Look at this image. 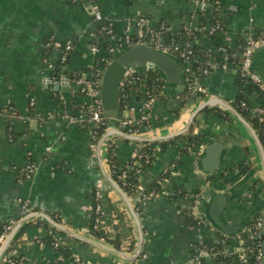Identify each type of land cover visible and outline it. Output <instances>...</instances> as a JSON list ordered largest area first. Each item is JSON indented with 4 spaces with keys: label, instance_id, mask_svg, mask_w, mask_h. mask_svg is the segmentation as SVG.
<instances>
[{
    "label": "crops",
    "instance_id": "crops-1",
    "mask_svg": "<svg viewBox=\"0 0 264 264\" xmlns=\"http://www.w3.org/2000/svg\"><path fill=\"white\" fill-rule=\"evenodd\" d=\"M194 1L96 0L91 6L87 2L72 3L70 0H0V106L6 108L8 116L0 125V224L22 216L19 199L28 200L31 209L36 210L32 213L42 212L52 219L57 216L60 224L72 231L116 249L86 232L91 220L93 191L99 188L107 239L117 241L120 246L117 250L126 255L134 252L137 242L135 224L123 201L101 177L95 156L98 141L90 124L78 125L65 117L84 113L82 108L90 105L91 96L82 92L84 89L80 86L89 87L92 75L101 69L99 56L90 51L92 46L103 42L99 32L101 24H94L97 21L91 15L93 6L101 11L105 21L113 24L117 36L122 35L127 22L143 17L151 28L164 25L168 34L164 32L165 36L179 42L185 40L180 36L182 32L199 33L192 45L201 52L213 54L225 47L230 52L229 59L220 65L224 68L219 66L198 81L205 89V95L192 96L185 101V90L176 93L164 83L162 95L152 107L147 127L138 135H165L179 130L195 107L211 97L231 105L239 91L235 85L236 66L242 44L258 30L263 31L260 36L264 39V0H217L222 31L217 32L213 39L208 38L211 25L207 17L205 25L202 24L205 15L197 12ZM142 28L144 26H134L133 34L142 36ZM51 38L56 43L48 57L52 63L59 59L62 44L72 42V50L62 72L65 78H70V83L55 92L46 85L51 74L42 63L43 45ZM252 67L264 82V43L254 50ZM30 98L34 100L31 110L28 108ZM247 98L251 108L259 105L256 92L248 93ZM133 103L135 108L140 104L138 95ZM215 108L220 109H206ZM127 113H123V117L135 120L139 117L137 111ZM7 123L12 125L16 135L13 142H9L2 133V126ZM192 126L194 132L202 135V143L189 148L187 153H181L182 141L168 145L162 152L154 151L143 185L147 188L174 164L171 169L173 177L166 190L178 185L188 194L201 193L197 212L206 225L197 226L188 219L191 211L188 199H148L141 204L138 213L135 196L126 195L141 222L144 238L141 254L145 258L124 261L115 254L58 232L60 235L55 238L69 247L78 262L191 264L199 252H194V245L201 239L214 240L220 234L207 219L208 205L214 193H229L230 201L223 219L225 223L240 228V233L231 240L232 245L251 222L264 213L262 164L246 130L230 115L223 118L204 110L196 116ZM212 140L225 146L221 168L214 176L197 170L202 147ZM140 147L141 144L118 136L109 138L101 146L100 159L111 178L110 156L123 166ZM28 161L33 165L34 173L31 178L22 180L18 170ZM239 166L249 169L242 173ZM32 220L7 257L10 260L21 259L22 264H51L57 260L58 254L37 241L52 235V232ZM262 234L264 238V230ZM262 246L264 248V243ZM203 264L217 263L204 258ZM260 264H264V259Z\"/></svg>",
    "mask_w": 264,
    "mask_h": 264
},
{
    "label": "built area",
    "instance_id": "built-area-1",
    "mask_svg": "<svg viewBox=\"0 0 264 264\" xmlns=\"http://www.w3.org/2000/svg\"><path fill=\"white\" fill-rule=\"evenodd\" d=\"M72 3H83L87 2L91 6L95 3L96 0H70ZM194 6L197 10V12L200 15H205L207 11L212 12V18H217L218 20L215 21V25L211 26V33L216 31H222V24L220 23L219 18V8L217 4V0H195ZM91 15L93 19L97 22H99L100 28L99 32L100 35L104 38V41L109 42L107 48L105 49V56H100V48L98 45L92 46L90 48V51L99 56L100 63L102 62H109L107 59L109 57L115 56L120 50L136 43H142L147 46H149L152 49L159 50L163 53H168L173 56H175L179 62L182 64L183 67V75L185 78V92L187 96H200L205 95L206 91L203 87L199 85V82L195 79V71L192 72V65L196 64L198 61L193 60L190 49L192 47V43L187 40V38L184 41H178L174 38H167L164 34L165 26L160 25L156 28H151L149 26L148 20L140 17L137 20H134L132 22H127L124 26L123 33L121 36H117V34L114 31L113 24L111 22H107L103 19V15L99 9L96 7H92L91 9ZM141 27L142 28V36L137 37L133 34V27ZM264 43L263 37H258L257 39L247 38L242 46L240 51V59L238 61V67L236 69L237 76L240 79L245 80L248 84L253 85L257 88V90L262 95L264 102V82L261 79V77L253 70L252 67V57L254 50L259 47L261 44ZM56 48L55 41L51 38L48 39L44 45H43V58L42 63L44 64L45 68L49 71L50 74L53 73L55 69V64L52 63L49 60V54L50 52ZM72 50V42L66 41L62 44L60 49V62H64L67 60V53L71 52ZM219 51L224 52L225 48H220ZM202 63H198V66H196V73L200 75L201 77L208 76L211 71L215 68H217V65L213 61L209 60H202ZM220 67H225L224 65ZM102 69V67H101ZM101 69L95 72L92 75L93 81L90 83V86L87 89L82 90V92L89 93L91 96V102L90 105L87 107L86 111L84 113L78 114L77 116H66L70 122L76 123L78 125L83 124L84 122L90 124L91 131L93 135L96 134V129L98 128H104V131L111 127L112 125L107 122L106 117H104L102 110H101V104L99 97L97 96V83L98 78L100 76ZM150 71V70H149ZM147 70L144 68H138V67H131L126 70V72L123 75V78L119 84L118 89V103L120 108L123 110V113L126 112H132L137 111L139 113L138 119H132V118H126L124 120L123 117L122 120L119 122L118 125L114 126L115 128L123 131V128L129 127V125L136 124L137 122H143L145 123L147 127V121L151 118L152 115V107L156 100L159 98V96L162 95V89L163 86H157L156 88L148 87L145 84V77H146ZM59 79H64L65 75L63 73H60L57 76ZM56 77H51V80H55ZM159 81H162L160 78H156V82L159 83ZM139 94L140 98V104L137 108L134 107L133 100L137 95ZM244 107L245 104L241 103ZM34 100L33 98H30L28 103V108H33ZM250 107V106H249ZM251 108V107H250ZM253 114L257 117L259 122H264V103L263 105H258L255 108H252ZM48 116H51L48 114ZM128 134H138V133H131L129 130ZM193 148V147H192ZM190 148V149H192ZM195 148V147H194ZM189 149V150H190ZM146 149L144 147H140L139 149L135 150L133 153L132 158L136 157L137 159L143 158L146 156ZM149 155V154H148ZM150 156V155H149ZM131 158V159H132ZM133 162L132 164L129 163V166L127 167V170L133 169V166L137 163ZM174 168V164L170 166V169L166 172L169 173L170 177H173V174L171 172V169ZM21 173L23 175V179H29L31 178L32 174L34 173L33 165L29 162H27L23 168L20 169ZM127 170H123L119 175L118 179L121 181V186L118 185L121 190L124 187L130 186L128 182V172ZM147 173V169H143L140 172L139 176V186L136 188V191L132 194L135 196L137 207L135 208L136 211L140 210L141 204L145 202L148 199H158L160 197L168 198V199H174V190L167 191V184L170 183L171 178L168 179H162L159 182L160 190L158 193L156 192H150L149 195L143 194V177ZM131 195V196H132ZM183 199H188L191 202V211L189 212V218H191L192 221L195 222V225L201 226L206 225V222L203 218H201L197 212L198 205L201 201V193H191L186 194L184 197H181ZM93 202L94 204L90 207V212L92 217V230H103L104 233L107 235V233L104 230V214L102 211L101 206V191L99 188H95L93 193ZM19 203L21 205L22 210V216H25L27 214L32 213L31 210H29L31 207L28 200H21L19 199ZM16 221H9L7 224L3 226V232L0 234V244L3 241L6 234L9 232V230L12 228V226L15 224ZM264 230V213L254 220L253 225V233L252 236L258 237L262 234ZM108 237V236H107ZM102 241V240H101ZM40 245H45V243L39 239L37 241ZM236 249L234 250V253L237 255L239 261L242 264H246V256H245V250L242 247L243 240L236 239L235 242ZM51 246L54 250L58 249L59 247L66 246L60 239H56L51 243ZM204 253V252H203ZM206 256H195L192 258L191 264H203L204 258H208L207 253H205ZM60 256L58 255L57 260H55L51 264H57V261L59 260ZM145 258V256L142 257V259ZM264 259V251L259 250L258 254L256 255V262H259L260 260ZM4 260V258H3ZM5 261V260H4ZM23 260L19 259L16 260V263L14 261L8 260L5 261L8 264H22ZM2 262V261H1ZM76 264H82L81 262H77ZM125 264H135V263H125ZM173 264V263H170Z\"/></svg>",
    "mask_w": 264,
    "mask_h": 264
},
{
    "label": "water",
    "instance_id": "water-1",
    "mask_svg": "<svg viewBox=\"0 0 264 264\" xmlns=\"http://www.w3.org/2000/svg\"><path fill=\"white\" fill-rule=\"evenodd\" d=\"M94 24H99L95 22ZM131 67L144 68L154 70L157 72L158 77L176 93H183L185 90V78L183 75V67L179 60L168 53H163L159 50L150 48L149 46L136 43L132 44L122 50H120L113 59L106 63L101 69L100 76L97 83V96L99 97L101 110L106 117L108 123L112 126L107 128L104 133L98 139L95 148V156L97 158L98 167L100 174L104 182L119 196L123 201L126 208L128 209L137 231V242L134 252L131 255H126L123 252L111 248L101 242L94 239L82 236L63 224H60L53 220L49 215L38 212L30 213L15 222L12 228L4 237L0 244V262L6 252L8 251L11 243L16 238L22 227L32 219H42L50 225L51 228L55 229L60 234H64L74 240L87 244L88 246L101 249L118 256V258L124 261H136L139 259L142 253L143 245V230L141 222L136 214L131 202L127 198L126 194L121 190L118 184L110 177L108 172L102 165L100 159L101 146L111 137L118 136L124 140L137 142L139 144H150L158 143L180 137L187 133L196 118V116L202 113L203 110L209 107H219L228 113L246 132L249 134L254 146L259 154L262 164V175L264 178V151L261 142L256 135L254 129L249 125L241 115L232 107L229 103L219 100L215 97H211L201 104H199L189 115L187 122L177 131L165 135H138L128 134L113 126L119 124L123 118V110L120 108L118 103V89L119 84L123 78L124 73ZM70 83V78L55 80L49 79L47 84L51 90L60 91L62 86H67ZM68 90V89H66ZM139 96V94H138ZM225 153V146L216 140H212L206 143L198 156L197 170L208 175L216 174L221 168L223 155ZM229 193L218 192L214 193L208 205L207 219L209 223L223 236L233 238L240 233L238 226H232L224 222L223 214L226 210L227 204L229 203ZM196 255L205 257L206 254L203 252H196Z\"/></svg>",
    "mask_w": 264,
    "mask_h": 264
},
{
    "label": "trees",
    "instance_id": "trees-1",
    "mask_svg": "<svg viewBox=\"0 0 264 264\" xmlns=\"http://www.w3.org/2000/svg\"><path fill=\"white\" fill-rule=\"evenodd\" d=\"M212 14H213L212 12H209V11L206 12L205 16L202 18V24L203 25H205V21H206L205 18L206 17H207V21L209 22V24L212 27L215 25V21L218 19L217 18L213 19ZM219 17H220V15H219ZM164 32L168 36V34L166 33V28H165ZM185 34L182 32V35H180V36L182 37V39L187 38V40L191 43L195 39H197L199 36V33H196L193 31H187V33H185ZM216 34H217V32L214 31L209 35L208 38L213 39ZM262 34H263V31L258 30L257 32H255V34L252 36V38L257 39ZM102 39H103V42H101V45H99V48L101 51L100 55L105 56V49L107 48L109 42L104 41L103 37H102ZM69 53L70 52L67 53V57H68ZM190 53H191L193 60L198 61L196 64L192 65V72L195 71V79L197 81H200L202 77L196 73L195 68H196V66H198V63L203 62L202 60L213 61L217 65V67H219L226 60H228L230 57V52L227 50L226 47H225L224 52L218 51L217 53L207 54L205 52L199 51L196 45H192V47L190 49ZM114 57L115 56L109 57L107 60L110 61ZM66 61L60 62V57H59V59L57 60V62L55 64L56 65L55 69H54L53 73L51 74V77L52 76L57 77L60 73L63 72L64 65H65ZM106 63L107 62H102L101 67L103 68L106 65ZM237 67H238V64L236 66V69H237ZM156 78H159L156 71H154V70L147 71L146 77H145L146 86H148L150 88L151 87L156 88L159 85L164 86V82L159 81V83H158V82H156ZM92 81H93V79H92ZM247 84L248 83L245 80L240 79L237 76V80L235 82V85L239 88V91H238V94H237L235 101L231 105L236 109V111L241 115V117L249 125H251V127L254 129L256 135L258 136V138L260 139V141L264 147L263 122H259L257 117L253 114L252 108H250L248 105L247 94L250 92H256L258 99L260 100L259 101L260 105H263V103H264L262 101L263 97L260 94V92L257 90L256 87H254L251 84H248V85ZM80 87H81V89H87L88 88L85 85H81ZM159 97H161V96H159ZM189 98H190V96H187L186 92H185L183 94V100L187 101ZM241 103H244L245 106L243 107ZM86 109H87V106L83 107L82 111L85 112ZM204 111H212V112L217 113L218 115H220L223 118H229V115L224 110H221V109H217V108L205 109ZM7 119H8V116L6 114V108H4L3 106H0V125L3 124V121H6ZM123 119L126 120V118H123ZM144 127H146L145 123L137 122L136 124H133L131 126L129 125V127H127V128H123V132L128 133L130 130L131 133H140L143 131ZM95 131H96L95 140L98 141L100 136L104 133V128H98ZM2 133L6 136V138L9 142H13L16 140V135L13 132V128H12L11 124H9V123L4 124L2 126ZM202 139H203L202 135L197 133V132H194L193 126H192L191 129L187 133L181 135L180 137H177L176 139L158 142V143L141 144V146L146 149L147 155L144 156L143 158H140V159H137L136 157H134L128 162V164H124L123 166H120V164L118 162H116V160H114V158L112 156H110V158H109V161H110L109 169L111 170L112 179L118 185L121 186V181L118 179V175L123 170H127L129 163L132 164L133 162H136V159H137V163L135 166H133V169H131L130 171L127 170V171H129L128 172V182H129L130 186L122 188L123 189L122 191L127 196H131L136 191V188L139 186L140 172L144 168L146 169L152 165L155 152H158V151L162 152L167 148L168 145H176L178 142L182 141L184 143V147H183V150L181 151V153H187L189 148H192V147L194 148L197 145L201 144ZM28 162L30 163V161H28ZM248 169H249V167H247V166L246 167L239 166V170L242 173L247 172ZM18 173H19L20 179L24 180L23 175L21 173V170H18ZM168 178H172V177H170L168 172H164L159 178H156L150 185H148L147 188L146 187L143 188V190H142L143 194L149 195L150 192L158 193L160 190L159 182L162 179H168ZM172 190H174L173 198L184 197L187 194L178 185H173ZM93 193H94V191H93ZM92 204H94L93 196H92L91 205ZM135 207H137V205H135ZM29 208H30L29 210H31V212L36 211L35 209H31V207H29ZM137 212L139 213L140 210H138ZM92 217L93 216H91L90 223H89L87 230H86L87 234H89L90 236L94 237L95 239H97L99 241L102 240V241H105L109 244H112L113 247H115L116 249H120L118 242L108 240L107 239L108 237L104 233L103 230H92ZM20 218H21V216H19L15 221L19 220ZM53 219L56 222L61 223V220L59 217L55 216V217H53ZM188 219L190 221H192L191 218H188ZM32 222L41 223L45 227H47L51 230L52 235L45 236L41 240L45 243V245H47V247L52 248L51 243L57 239V238H55V236L60 235V234L55 229L50 228L46 222H43L40 219H33ZM192 222L195 224L194 221H192ZM28 224H31V220L28 223H26L25 226L22 227V229L19 231V233L17 234L14 241L11 243L8 251L6 252V254L4 256L5 261L10 260V258L7 257L8 252L10 251L12 246L16 243L17 239L21 236L23 230L25 229V227ZM5 225L9 226V224H7V223L0 224V234L3 232V226H5ZM253 225H254V220L249 225V228L237 237V239L243 240L242 247L245 250L244 252H245V256H246V264H260L263 261V260H260L259 262H256V255L258 254V251L259 250L264 251V248L262 246V244L264 243L263 234L254 238L252 236ZM231 240H232V238L223 236L221 234H219L217 236V238L214 240L201 239L200 242H198L194 245V252L199 251V252L207 253L208 258L213 260L217 264H229V263L242 264L239 261L237 255L234 253V250L236 249V245H232ZM131 248H132V246H131ZM54 251H56V253L60 256L59 260L57 261V264H76L78 262V260H76L73 257L71 250L69 249V247L67 245L59 247L58 249H56ZM195 256L196 255H194V257ZM141 257H142V254H141L140 258ZM4 260H2L1 263L8 264ZM11 261H14V263H16V260H11Z\"/></svg>",
    "mask_w": 264,
    "mask_h": 264
},
{
    "label": "rangeland",
    "instance_id": "rangeland-1",
    "mask_svg": "<svg viewBox=\"0 0 264 264\" xmlns=\"http://www.w3.org/2000/svg\"><path fill=\"white\" fill-rule=\"evenodd\" d=\"M128 113L127 112H124V115H127Z\"/></svg>",
    "mask_w": 264,
    "mask_h": 264
}]
</instances>
